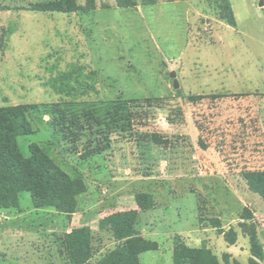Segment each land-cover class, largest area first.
<instances>
[{
  "label": "rangeland",
  "instance_id": "1",
  "mask_svg": "<svg viewBox=\"0 0 264 264\" xmlns=\"http://www.w3.org/2000/svg\"><path fill=\"white\" fill-rule=\"evenodd\" d=\"M52 1L58 0H0V108L24 106L34 131L18 139L22 155L37 144L88 187L72 221L50 208L33 216L36 251L52 256L51 264H71L66 235L74 225L87 227L95 254L88 264H95L120 244L102 221L133 211L139 193L151 194L156 206L139 216L138 234L156 235L151 240L160 244L141 264H173L172 238L194 230L198 212L200 225L220 219L226 231L243 236L247 208L254 216L247 224L264 246V199L244 176L264 169V0H157L134 9L78 0L93 1L96 10H28ZM228 3L236 27L222 19ZM68 73L94 83L95 91L60 94L56 82ZM198 95L228 97L188 102ZM118 104L136 113L129 128L114 123ZM20 204L34 209L29 193ZM215 233L207 234L218 251Z\"/></svg>",
  "mask_w": 264,
  "mask_h": 264
},
{
  "label": "trees",
  "instance_id": "2",
  "mask_svg": "<svg viewBox=\"0 0 264 264\" xmlns=\"http://www.w3.org/2000/svg\"><path fill=\"white\" fill-rule=\"evenodd\" d=\"M117 6L122 9H134L139 6H155L157 0H116ZM225 14L222 19L231 27H236V18L231 9L230 3L224 7ZM28 10L36 13H90L96 10L93 1L86 6L78 3V0H58L47 3L32 5ZM56 82V81H55ZM83 88L79 92V88ZM56 88L60 94L76 98L81 94L95 91L94 83L82 81L79 77H74L72 73L64 74L60 81L56 82ZM226 95L211 96H189L188 102L197 104L208 98L223 99ZM64 110H61L65 124L70 125L66 119ZM135 112L128 106L118 104L114 106V123L128 128L131 126ZM77 124L79 122L76 121ZM74 124V123H72ZM33 127L28 119L24 106H6L0 108V210L19 209L20 195L29 193L32 197L35 209L50 208L58 214L65 215L70 221L77 213L79 197L88 190L83 178L71 177L62 167H60L39 145H30V156L24 157L19 147L18 139L23 136L33 134ZM202 149L207 150V146L200 141ZM245 179L251 189L257 192L264 199V169L248 171L244 174ZM138 210L116 213L106 220H103L100 228H110L114 238L119 242L109 254H106L95 264H140V256L150 251H157L159 245L156 242L146 240L136 228L139 211H149L154 209L156 203L151 194L139 193L135 196ZM254 218L247 208L242 214V223L239 227L244 236L250 240L251 258L249 264H262L264 261V246L259 238L256 227H249L247 221ZM212 226L218 229L220 235H224L225 240L230 245H235L238 240L237 233L233 228L225 231L220 220L210 221ZM92 230L84 227L74 229L72 234L66 235L65 241L71 264H88L93 256ZM224 264H241L236 260H231V256H223ZM173 264H222L218 257L206 246L202 248H191L187 246L180 237H176L173 250Z\"/></svg>",
  "mask_w": 264,
  "mask_h": 264
},
{
  "label": "crops",
  "instance_id": "3",
  "mask_svg": "<svg viewBox=\"0 0 264 264\" xmlns=\"http://www.w3.org/2000/svg\"><path fill=\"white\" fill-rule=\"evenodd\" d=\"M232 8V6H231ZM233 11V8H232ZM234 13V11H233ZM235 16V14H234ZM236 18V16H235ZM237 23V22H236ZM136 202V200H135ZM134 210H138L137 204L134 205ZM154 210V209H152ZM41 209H33L29 212H25L21 207L19 209H7V210H0V264H51L52 263V256L45 257L43 254L39 251H36L35 241L31 240V233L29 232V227H31L30 224L34 223L33 216L37 213H39ZM151 211V210H149ZM148 212V211H139V216L141 213ZM61 215V214H59ZM77 214H75L73 217H75ZM65 216V215H63ZM138 216V218H139ZM66 217V216H65ZM201 217L200 213L198 212V225L195 227L194 230L186 231V233L180 231L181 233L174 234L175 236L173 239V244L175 245V239L176 237H180L181 240L189 247L191 248H202L203 246H206L209 250L213 252L214 255L218 257L220 262L224 264L223 262V256L225 254L231 256V260H236L241 264H249V260L251 258V252H250V240L248 237L240 236L239 230L236 228H233L235 232L237 233L238 240L235 245H230L224 238V235H220L218 233V229L214 228L212 224L211 230L209 229L210 226L205 227L201 224ZM220 220V219H218ZM74 222V221H73ZM221 222V220H220ZM19 224L21 226H19ZM222 224V222H221ZM23 225V226H22ZM74 229L83 228L82 226H72ZM138 232L140 233L138 229V225L136 226ZM223 230H225L224 226H222ZM108 229V228H107ZM231 229V228H230ZM229 229V230H230ZM104 230V229H102ZM227 230V231H229ZM241 230V229H240ZM215 231L217 233L211 234L213 236H216V241H219L220 247L217 249L213 248V243L211 242L212 237H210L207 233ZM226 231V230H225ZM226 231V232H227ZM242 231V230H241ZM145 233V231H142ZM21 233L26 235L25 240L20 241H13V237H15L14 234ZM218 234V235H216ZM191 235V236H190ZM209 236V237H207ZM146 236H144L145 238ZM152 238H156V235L149 236ZM152 238L148 239L149 241H153L158 243L157 241L151 240ZM146 239V238H145ZM249 240V241H248ZM242 243L244 250H239L238 245ZM42 245V246H41ZM41 246L43 247L48 246V243H41ZM159 249L157 251H150V252H158L160 250V244ZM173 245V250H174ZM233 246L236 249V252L231 253H225L223 251L224 247ZM239 252V253H238ZM149 253V252H147ZM146 254V253H144ZM142 254V255H144ZM49 255V254H48ZM141 255V256H142ZM141 256H140V264H141ZM242 256L246 257V261H242ZM59 259V258H58ZM95 259V254L93 252V256L90 259L89 263L93 262ZM241 261V262H240ZM98 262V261H97ZM96 262V263H97Z\"/></svg>",
  "mask_w": 264,
  "mask_h": 264
},
{
  "label": "water",
  "instance_id": "4",
  "mask_svg": "<svg viewBox=\"0 0 264 264\" xmlns=\"http://www.w3.org/2000/svg\"><path fill=\"white\" fill-rule=\"evenodd\" d=\"M174 88H175L176 90H178V93H179V94L182 93L181 90H179L180 85H179V83H178V81H177L176 79L174 80Z\"/></svg>",
  "mask_w": 264,
  "mask_h": 264
}]
</instances>
